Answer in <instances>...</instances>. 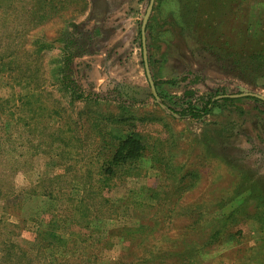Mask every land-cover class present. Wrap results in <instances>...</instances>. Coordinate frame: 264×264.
Instances as JSON below:
<instances>
[{
  "label": "rangeland",
  "instance_id": "rangeland-1",
  "mask_svg": "<svg viewBox=\"0 0 264 264\" xmlns=\"http://www.w3.org/2000/svg\"><path fill=\"white\" fill-rule=\"evenodd\" d=\"M150 2L0 0V264H264V102L225 98H264V0H155L157 98ZM211 93L224 100L200 121L159 104ZM131 135L148 148L137 177L101 189Z\"/></svg>",
  "mask_w": 264,
  "mask_h": 264
},
{
  "label": "trees",
  "instance_id": "trees-1",
  "mask_svg": "<svg viewBox=\"0 0 264 264\" xmlns=\"http://www.w3.org/2000/svg\"><path fill=\"white\" fill-rule=\"evenodd\" d=\"M194 4H190V7L192 10L196 9L195 2ZM261 40H258L260 42ZM254 43H258L256 41H253ZM255 58L253 60H256L260 62V60H264V55L263 53L259 52L254 55ZM262 62V61H261ZM264 67V62L259 63L256 70L260 71L258 72L259 75H264V71L262 70V67ZM263 71V73H262ZM186 95L189 97H195L197 96L196 93L194 92H187ZM224 98L222 95L218 93H211L206 96H201L197 97V100L195 103H188L186 107L183 109H176L173 107L168 106L167 104H164L162 102H159L161 107L167 111L171 116L174 118H178L180 120H196L200 121L209 115H211L215 109L219 106L220 102L223 101ZM147 147L140 141L139 138L131 135L127 137L126 140L120 141V144L117 146L116 151L111 155L110 159L108 161H105L99 171L100 179L98 180V183H102L103 186H101V189L103 188H108L112 189L115 187V185H118L115 180L119 177V175H124L127 174L129 177H137L132 174V172L139 167L140 160L145 156L147 152ZM160 155V154H159ZM206 157V156H205ZM156 158V157H153ZM153 164V168H157V170L161 171L164 175H170L171 174V169L174 168L176 170H182L178 169V166L172 165V161H151ZM180 168V167H179ZM136 175V174H135ZM140 177V176H139ZM243 177L240 178L242 180ZM116 183V184H115ZM242 188V192L247 194V196H251L255 192V185L253 186L248 179H243V182L239 184L237 187ZM184 190V191H183ZM187 190V187L185 189H182L179 194H171V195H166L165 197L161 198L157 196V192L149 189L151 198H156L158 200L159 204V209L166 205V206H171L173 207L168 213L169 215H172L173 212H176L175 208L176 206L179 205V207H183L182 204H180V201L182 199L183 193ZM249 193V194H248ZM255 196V195H253ZM257 201L259 203V211L256 212V215L258 217L254 219L259 222L261 226H264V200L263 196L257 195ZM255 196V197H256ZM248 197V199H249ZM162 201V202H161ZM155 208V207H153ZM179 215V214H178ZM233 215V214H232ZM228 218V217H227ZM229 219V218H228ZM259 225V226H260ZM260 228V227H259ZM261 229L264 230V228L261 227ZM220 229L216 230L214 234H212L211 238L208 239L207 242L212 241L213 237H217L218 234H220ZM150 231V230H148ZM181 238L190 240L189 235L182 236ZM191 244H194V241L191 242ZM194 250L191 248H186L184 252L180 253L181 254V259H185L188 257L189 254L193 253ZM179 258V257H178ZM179 264H188L187 262H181Z\"/></svg>",
  "mask_w": 264,
  "mask_h": 264
},
{
  "label": "water",
  "instance_id": "water-1",
  "mask_svg": "<svg viewBox=\"0 0 264 264\" xmlns=\"http://www.w3.org/2000/svg\"><path fill=\"white\" fill-rule=\"evenodd\" d=\"M154 3H155V0H151L149 8H148L146 16H145V19L143 21L142 37H143V51H144V60H145V68H146V72H147V77H148V80L151 84L152 92H153L154 96L157 98L158 96H157L156 91H155V86H154L153 80L151 78L149 66H148V62H147V49H146V43H145V30H146V26H147V23L149 21V18L151 16V13L153 11ZM245 97L256 98V99H259L261 101H264L263 97L256 95V94H252V93L225 96V98H245Z\"/></svg>",
  "mask_w": 264,
  "mask_h": 264
},
{
  "label": "flooded vegetation",
  "instance_id": "flooded-vegetation-1",
  "mask_svg": "<svg viewBox=\"0 0 264 264\" xmlns=\"http://www.w3.org/2000/svg\"><path fill=\"white\" fill-rule=\"evenodd\" d=\"M223 98H224V96H223ZM264 102V101H263Z\"/></svg>",
  "mask_w": 264,
  "mask_h": 264
}]
</instances>
